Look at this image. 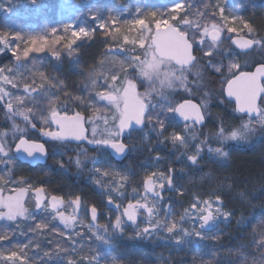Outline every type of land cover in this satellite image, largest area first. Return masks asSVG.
Returning <instances> with one entry per match:
<instances>
[{
  "label": "snow or ice",
  "instance_id": "snow-or-ice-1",
  "mask_svg": "<svg viewBox=\"0 0 264 264\" xmlns=\"http://www.w3.org/2000/svg\"><path fill=\"white\" fill-rule=\"evenodd\" d=\"M31 3L38 6L37 0ZM194 4L172 0L164 11L137 7L130 20L93 14L96 28L66 24L35 34L0 29V55L11 57L10 65L0 66V111L8 122L0 128V164L6 169H0V223L6 225L0 229V264H101L116 251L114 241L127 226L135 227L130 238L164 241L177 252H191V264H264V211L259 218L241 211L237 218L226 194L239 184L203 171L207 164L226 169L232 148L247 143L257 130L264 133V30L228 14L219 0ZM0 9L13 11L3 2ZM97 31L105 37V50L90 70H80L85 81L80 95L46 71H33V53L46 52L56 62L75 57L79 64L77 42L93 39ZM253 54L261 59L251 66L247 59L241 63ZM207 76L219 78L220 102H234L233 111L241 114L239 125L226 126L221 120L207 134L201 131L212 99ZM29 129L44 139L29 136ZM145 129L158 145H171L172 156L156 152L139 166L136 179L138 174L123 161L141 150L129 141ZM49 145H75L74 155L51 152L62 157L55 161V171L68 174L74 166L77 175L86 173L99 203L79 191L59 193L44 182L16 178L14 162L47 160ZM177 162L179 169L174 167ZM191 172L203 173L201 184L213 179L218 183L207 193L186 189L181 181ZM186 193L187 206L177 212L172 195L182 198ZM236 197L247 205L255 199L246 190L237 191ZM260 207L264 210V202ZM105 210L107 222L101 223ZM233 220L250 229L252 238L229 248L225 257L220 226ZM17 235L29 238L14 242ZM86 236L107 248L89 245L88 253L81 254ZM108 264H122V257L111 256ZM165 264L176 262L170 256Z\"/></svg>",
  "mask_w": 264,
  "mask_h": 264
},
{
  "label": "trees",
  "instance_id": "trees-1",
  "mask_svg": "<svg viewBox=\"0 0 264 264\" xmlns=\"http://www.w3.org/2000/svg\"><path fill=\"white\" fill-rule=\"evenodd\" d=\"M165 1V7H170L172 1ZM192 2V0H190ZM199 0H195V5H198ZM220 3L225 4V0H219ZM141 6L145 9H154L155 1L150 0L143 2L142 0H99L92 7H88L79 11V15L84 14L87 17H91L93 14H98L105 19L110 15L116 16L121 20H129L130 15H123L124 11L130 12L132 6ZM152 7V8H151ZM244 14L242 17L245 20L250 21L251 16L253 15V6L251 3L246 1V4L242 6ZM156 10H159L158 7H155ZM226 11H228V6H226ZM230 14V13H228ZM233 15V14H230ZM257 20H260L258 16ZM69 19L67 16H64L60 19H54L48 17L47 12L43 11L41 15V20L38 21L41 24L46 23V25H38L41 29L43 26L49 28H57L59 25H68ZM72 21V20H71ZM12 25L8 22L0 20V29H10ZM87 26H90L87 24ZM123 28L124 26L121 25ZM15 29L14 27H11ZM25 30H28L29 27H25ZM35 29V28H34ZM81 47L79 49V64L74 63L75 57L71 60L65 58L62 62H56L49 58L42 56L34 57V64L36 69L46 71L48 75L55 76L57 79L63 80L67 85L68 91L72 92L74 95H80V89L85 83L83 78L80 76V70L87 72L93 66L94 63L98 62L102 57L103 45L97 42L89 43L87 41L80 43ZM105 46V45H104ZM0 65H10V56L2 55L0 56ZM29 67L32 68V63L29 64ZM211 80V79H210ZM219 79L212 80L209 83H213L211 86H207V90L210 92L212 99L210 100L211 110L208 116L207 126L202 129L205 134L209 131L214 130V127L220 123L221 120L225 123L226 126H237L241 122L238 119L233 111V107L229 103H221L219 99V93L221 86H219ZM6 119L3 116V112L0 111V128L7 126ZM29 136L35 139H39L38 132L30 131L27 133ZM199 135V131L197 132ZM143 135H147L148 139L144 140ZM150 141V143H149ZM131 144H135L140 151L134 152L129 155L128 159L123 161V166L136 172L138 175L136 179H139V174L141 172L140 165L149 163L151 156L155 155L158 152L161 156L166 158H171L172 153L170 151L171 145L167 147L163 145H158L155 135L148 129H145L143 132H139L135 135V138L130 140ZM50 155L47 163L44 166H37L35 168H30L29 166L20 163L19 161L14 162V171L16 178L21 176L25 177L27 180L34 184H39L44 182L48 185L49 190H56L59 193H69V192H82L86 198L90 201L96 203L100 202L99 195H97L92 189L93 186L88 181V176L85 173L84 175H77V170L73 166L70 168L68 174H62L55 171L57 165L56 160L61 159L60 155L52 156L51 152L55 151L57 153L68 151L69 155H74L75 145L70 146L68 149L57 146L53 148L49 145ZM154 149L153 153L149 152L147 149ZM67 156L63 157L66 161ZM167 161L164 162L165 166ZM2 165H0V168ZM174 167L177 169L181 168L180 163H175ZM211 170L215 177L223 178L224 176H229L239 184L233 193L226 194V201L229 208H234L237 211V218L239 213L243 211V214L246 217H257L259 218L262 213L260 207L261 203L264 202V133H261L257 130L250 138L247 143L237 144L234 148L231 149V154L228 160V167L222 169L217 167L214 164H207L204 168V172ZM187 171V169L185 170ZM202 172H191L188 175L184 176V179L181 183L186 189L192 191H199L201 193H207L211 191L212 188L216 187L218 183L217 179L212 181H205L202 184L199 183V177L202 175ZM191 177V181L189 179ZM240 190H246L249 193L250 197H255L252 199V204H242L238 197H236V192ZM171 195V194H170ZM167 198V197H166ZM188 202V194L184 197H177L172 195L170 203H172L173 208L180 212L183 209V206ZM107 211L105 210V216L101 218V223L107 222ZM5 224L0 223V229H3ZM62 229V225H58ZM143 226V225H142ZM8 227L14 228V225H8ZM132 227V226H131ZM222 236L220 244L223 246L221 248V255L227 257L229 248H238L240 244H248L251 241L250 229L243 227H238L233 220L232 224L225 227L220 226ZM133 230V229H132ZM29 237H19L17 235L14 237V242L26 243ZM79 239V238H77ZM42 246H45V241H40ZM84 247L83 255L88 253L89 245L93 248L98 247L97 242L90 241L87 236L81 241ZM80 247V244H77V248ZM201 249L203 245L199 246ZM116 251L109 252L107 254V260H101V264H108L111 256L120 255L122 257V264H165V261L171 256V259L176 262V264H191L192 253L191 252H177L174 248L170 249L165 247V244L159 245L156 248H138L132 249L128 247H118L115 248ZM104 252L102 251V255ZM235 257L233 256L232 259Z\"/></svg>",
  "mask_w": 264,
  "mask_h": 264
},
{
  "label": "rangeland",
  "instance_id": "rangeland-1",
  "mask_svg": "<svg viewBox=\"0 0 264 264\" xmlns=\"http://www.w3.org/2000/svg\"><path fill=\"white\" fill-rule=\"evenodd\" d=\"M97 1L99 0H37L38 6H34L31 3V0H11V5H9V0H0V2L4 3L5 8L11 6L13 9L11 13H8L4 11L3 9H0V20L8 22L10 25H12L11 27L15 26V29L10 27V29L12 30H22L23 32L29 33V34L42 33L46 28L49 30L51 29L47 26H43L41 29L38 27V25H44V24L46 25V23L41 24L38 22L41 20L42 12L46 11L48 17H51L54 19H60L64 16H67L68 18H70L69 24H68L70 26H75L77 28L78 27L96 28L98 21H93L91 17H87L84 14L79 15L78 13L79 11H82L85 8L92 7L93 5L96 4ZM142 1L148 2L150 0H142ZM154 1H155V7L157 6L158 9H160V11L166 10V7H165L166 5H165L164 0H154ZM246 1L250 3L251 0H225V4L226 6H228V11L226 12L233 14L237 17H242V15L244 14V10L242 9L243 8L242 6L246 4ZM255 3L260 5L264 9V0H255ZM137 7H141V6L139 5L132 6L130 12L124 11L123 15L129 14L130 15L129 20L132 19L133 18L132 14L135 13V10ZM87 24H89L90 26H87ZM25 27H29V29L25 30L24 29ZM62 28H63V25H59V27H57V29H62ZM104 39L105 37L102 31H97L93 39L91 40L86 39L83 42L85 41L89 43L97 42V43L102 44L103 45L102 54H103L105 50ZM83 42L78 41L77 43L80 44ZM31 55L33 57L42 56V57L49 58L52 60L50 55L46 52L45 53H33ZM116 59H123V57H116ZM10 64H11V57H10ZM212 77L215 78V76H212ZM212 77L208 76V79ZM38 127H39V124H38ZM30 131L31 129L28 130V132ZM136 134H138V132L133 133L132 138H135ZM144 136L145 135H143V139H144ZM0 165H2L0 169H4V165L3 164H0ZM162 165H164V162H162L160 166ZM4 170L6 171V169ZM99 198L101 200L100 196ZM186 206H187V203L183 207H186ZM1 224H4V223H1ZM134 234H135V227L127 226L125 228V233L119 239L114 241L115 248H118V247H128L132 249L156 248L159 245L165 244L164 241H148V240H138V239L130 238V237H133ZM19 237H24V236H19ZM97 243H98V247L102 249L107 248V246H101L98 241Z\"/></svg>",
  "mask_w": 264,
  "mask_h": 264
},
{
  "label": "flooded vegetation",
  "instance_id": "flooded-vegetation-1",
  "mask_svg": "<svg viewBox=\"0 0 264 264\" xmlns=\"http://www.w3.org/2000/svg\"><path fill=\"white\" fill-rule=\"evenodd\" d=\"M250 3H251L252 6H253V15L251 16L250 22H252V23L254 24V26H256L258 29L264 30V9H263L260 5L256 4V3H255V0H251ZM257 16H258L259 18L261 17V19H260V20H257V18H256ZM245 59H247L249 65L251 66V65L253 64V61H254V60H259V59H261V57H260L259 54H253V56H251V57L241 58V63H243ZM250 70H254V67H251ZM209 77H210V76H209ZM211 77H212V76H211ZM210 79H211V80H210ZM210 79H208V76L206 77V81H207V86H208V87L211 86V85H213V83H209L210 81L212 82V80H216V79H219V78L215 76V78L212 77V78H210ZM217 82H218L219 86H221L220 82H219V81H217ZM195 99H196V102H199V100H200V96H199V95H196ZM229 104H231L232 107H233V109H234V104H233V103H229ZM211 106H212V105H211ZM211 106H210V103H209V112H210V110H211ZM234 113H235V112H234ZM235 114L238 115V116H240V115L237 114V113H235ZM208 116H209V114H208ZM207 122H208V119H207ZM31 130H32V129H31ZM32 131L36 132L37 130H32ZM37 132H38V131H37ZM38 134H39V132H38ZM39 139L42 140V139H44V138L41 137L40 134H39ZM131 139H132V138H131ZM129 143H130V141H129ZM48 159H49V157H48ZM48 159H47V161H48ZM47 161H46V163H47ZM46 163H45V164H46ZM42 166H44V165H42ZM36 167H37V166H36ZM30 168H31V167H30ZM34 168H35V167H34Z\"/></svg>",
  "mask_w": 264,
  "mask_h": 264
},
{
  "label": "water",
  "instance_id": "water-1",
  "mask_svg": "<svg viewBox=\"0 0 264 264\" xmlns=\"http://www.w3.org/2000/svg\"><path fill=\"white\" fill-rule=\"evenodd\" d=\"M169 1H172V0H169ZM233 104H234V102H233ZM237 114H239V113H237ZM239 115H241V114H239ZM47 159H48V158H47ZM46 161H47V160H41V161H39V162H32V161L19 160L20 163L25 164V165H27V166H29V167H31V168H34V167H36V166H42V165H45Z\"/></svg>",
  "mask_w": 264,
  "mask_h": 264
}]
</instances>
